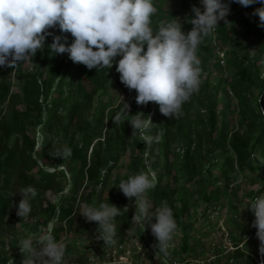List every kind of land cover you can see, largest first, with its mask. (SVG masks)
<instances>
[{
  "label": "trees",
  "instance_id": "1",
  "mask_svg": "<svg viewBox=\"0 0 264 264\" xmlns=\"http://www.w3.org/2000/svg\"><path fill=\"white\" fill-rule=\"evenodd\" d=\"M179 2L180 10L174 18H179L182 30L188 32L192 25L186 22L183 14L191 16L193 5L201 7L202 11L203 7L200 0ZM235 4V7L239 6ZM153 5L157 12L151 17L150 26L173 19L166 16L162 0H153ZM259 6L262 5L256 3L246 8L253 13ZM254 18L259 24V18ZM249 19L244 11L238 13L240 29L234 23L221 20L213 34L198 46L197 56L202 61L199 91L182 105V113L171 119L160 113L159 105L155 102H149L147 106L137 105L136 91L130 92L121 83L115 64L111 69L89 70L82 64L73 63L67 53L50 54L47 46L52 43V36L46 38L43 51H38L15 69L0 67V229L14 217L20 220L13 204H18L21 199L20 189L29 185L37 191L31 204L38 211H43V226L54 220L55 228L51 232L56 241L63 234L62 223L71 226L74 221L75 202L113 204L121 208V214L114 223H134L132 215H128L133 201L122 192L117 194L115 188L109 186L117 170V161L125 153L129 142L133 143L132 157L142 165L141 155L136 150H145V144L138 135L131 136L132 128L127 121L124 122L128 117H124L119 124L112 122L115 110L109 102L112 98L111 88L116 86L127 93L130 115L137 112L148 115L154 110L153 126L160 128L162 137L159 136L151 145L150 151L158 148L167 155L162 169L157 171L155 187L149 190L152 200L147 203L154 208L158 203L167 201L177 227L183 226V218L190 210L189 200L181 195L186 191L187 184H199V179H202L199 199L206 205L221 208L223 201H230L233 196L239 198L240 192L244 198L251 199L264 194V63H261L264 60V28H256ZM56 30V34L53 29L50 31L66 36L67 43H72L70 33H61L58 27ZM240 35L245 41L239 39ZM247 42L254 44L255 48H246ZM219 51L227 57L224 64L217 56ZM212 71L221 74L215 82L211 79ZM224 83L229 90L225 95L228 96L230 92L236 100L237 124H232L234 115L228 118L225 108L218 113V90ZM62 88L64 94L59 93ZM38 127L44 139L35 151L34 136ZM71 130L73 135L67 138ZM63 145L72 149L70 158L56 157L57 150ZM170 151L175 153L172 162L168 158ZM259 151L262 153L260 158L257 155ZM219 160L229 164L230 174L226 170H221L219 176L212 174V167ZM173 171L179 184L167 187L163 183V175L172 174ZM239 172H258V187L241 191L234 184ZM68 182L72 184L69 189L71 200L60 206L38 201L42 188L63 190ZM252 183H255L254 180ZM230 207L237 209L231 203ZM246 234H241L238 240L233 237L232 249L220 246L208 264H260L250 250L253 244L259 247L260 241L255 232L248 237ZM140 238L147 252L152 244L157 243L155 237H151L149 242L142 230ZM188 238L189 235H185L179 244L172 248L167 246V255L156 254L154 248L158 255L157 262L152 258L155 254L149 255L150 260H154L155 264H171L168 258L179 264H200L184 257L192 248ZM245 238L246 246H240ZM2 247L0 239V264H9L8 253ZM102 250L106 252L107 249ZM22 260L18 258L13 261L14 264H22ZM133 264L138 262L135 260Z\"/></svg>",
  "mask_w": 264,
  "mask_h": 264
},
{
  "label": "clouds",
  "instance_id": "2",
  "mask_svg": "<svg viewBox=\"0 0 264 264\" xmlns=\"http://www.w3.org/2000/svg\"><path fill=\"white\" fill-rule=\"evenodd\" d=\"M231 2L243 7L261 4L252 15L259 17L258 26L264 28V0ZM200 3L203 11L201 7L192 6V15L186 18L192 27L184 32L179 18L150 26L151 17L157 12L153 0H0V67L15 69L43 51L46 38L52 36V43L47 46L50 54L67 53L73 63L89 70L111 69L115 64L121 83L130 92L136 91L137 105L155 102L165 117H178L182 105L199 91L202 61L197 56L198 46L213 34L221 20L227 23L230 13V3L224 0H200ZM56 27L61 33L71 34V44L67 43L66 36L50 31ZM120 97L123 107L112 122L119 124L128 117L124 122L130 124L131 136L139 135L145 151H149L159 139L148 134L155 125L151 115L144 112L130 115V105ZM55 155L70 158L72 149L63 145ZM155 178L154 172L150 178L141 171L121 180L118 188L134 201L133 222H140L144 230V221L150 223L151 233L157 240L156 254L167 255V244L177 224L167 201H162L149 214L146 196L155 187ZM19 194L21 199L13 206L16 215L23 219L30 214L31 199L37 191L29 185L21 188ZM245 209L255 216L251 226L256 229L259 253L264 257V194L257 195ZM120 214L121 208L99 202L98 205L85 203L79 215L87 222H96L97 239L108 244L115 235L114 220ZM153 218L155 223H151ZM50 229L51 225L38 236L19 240L18 247L24 257L22 264H63L65 246L56 241ZM260 264H264V259Z\"/></svg>",
  "mask_w": 264,
  "mask_h": 264
},
{
  "label": "rangeland",
  "instance_id": "3",
  "mask_svg": "<svg viewBox=\"0 0 264 264\" xmlns=\"http://www.w3.org/2000/svg\"><path fill=\"white\" fill-rule=\"evenodd\" d=\"M162 1V8L167 11L166 16L171 18L176 17L177 11L180 10L179 0ZM224 2L230 3V13L226 17V21L228 24L234 23L235 27L240 29L241 23L240 20H238V13L244 11L247 15H249L250 22L256 28L258 27V22L252 15L250 8H246L241 5L235 7L236 4L234 2H231V0H224ZM183 16L186 19L188 14L184 13ZM53 31L56 34V28H53ZM239 39L241 41H245L242 35H240ZM245 47L251 50L255 48L254 44L250 42H247L245 44ZM217 56L220 58V60L221 57L223 58V60H226L227 58L223 56L221 52H218ZM112 75L113 78H115V74L112 73ZM220 75L221 74L218 71H212L211 79L213 80V82L217 81ZM226 90L229 91L226 83H224L218 90V113H220L225 108L228 112V118H230L231 115H234L232 124H237L239 122V115L238 108L236 107V100L234 95L230 92H228L229 94L228 96H226ZM64 91V88H62L61 90H59V93L64 94ZM111 95L112 98L109 103L110 106L115 110L116 115V113L119 112L123 107V101L120 96H122L124 102L127 103V93L122 90L120 86H116L114 88H111ZM149 114L151 115L152 119L155 114L154 110L152 109ZM148 134L152 135L153 137H162L160 128H155V126L151 127ZM72 135L73 130L67 133V138H70ZM138 137L140 136L138 135ZM43 139L44 137L42 135L41 129L40 127H38L34 136L35 151L39 149ZM132 145L133 143L132 141H130L125 153L122 154L118 159L117 170L111 177V185L109 186V188L114 187L117 194L121 192L118 188L120 181L127 180L129 176L141 172V169L143 172L148 174L150 178L151 173L154 172L156 183L158 181L157 171L160 168L162 169V165L166 160L165 155H167V153H162L158 148L154 149L153 152H151L150 150L146 152L144 149L142 151L141 149H137L136 151L138 155H141V161L143 163L142 165L140 161H136L132 157ZM196 152L199 151L197 150ZM257 155H259L258 157L260 158L262 153L259 151L257 152ZM174 156L175 153L173 151H170L168 153L170 162L174 160ZM48 168L49 170H53L52 167ZM228 169L229 164H224L223 160H219L218 163L212 167V174L214 176H219L221 170H226L228 172ZM228 174H230V172H228ZM175 175V171H173L172 174H164L163 183L167 187L177 186L179 184V180H177ZM259 176L260 174L258 172H239L237 181L234 182V184L241 191H251V189H256V187H258L260 183L258 179ZM252 180H254V184L252 183ZM201 182L202 179H199V184ZM199 184L197 182L187 184L186 191L181 195V197L189 200L190 210L186 212L185 217L183 218V226L177 227L174 230L172 239L167 244L168 247L172 248L175 244H179L185 235H189L188 239L192 248L184 257L193 259L192 261L194 263H196V261L198 260L209 262V260L214 258V254L220 248V246L232 249L234 241L233 237L238 240L239 236L243 233H247V237L254 232L256 235V229L251 226L253 220L255 219V216L248 209H245L248 203L252 200L251 198H244L241 195L242 192H240L239 198L233 196L232 198L230 197L231 202L228 200L223 201L221 208L216 207L213 204L206 205L204 203H201V200L199 199L200 195L202 194V186H200ZM71 186L72 184L68 182L63 190H59L56 187H53L52 189L42 188L39 191L40 196L38 198V201H43L46 204L52 203L58 206L63 205L67 200H71V195H69V189L71 188ZM146 199L147 201L152 200L149 191L147 192ZM230 203L232 205H235L237 209L231 208ZM84 204L85 203H74L75 215L74 221L71 226H69L68 223H62V227L64 229L63 234L60 240L57 242L62 243L65 246L63 264H133L135 260L138 262V264H155V261L157 262L158 255H156L153 250L154 244L151 243L152 248H149L150 250L147 252L146 250H144L147 248L143 246L142 240L140 238L141 230L143 231L146 239L149 242V239H151V237H154L153 235L150 236V223L144 221L145 230L144 227L141 226L140 222L132 223V226L130 225V222L114 223L115 235L111 238L108 244H105L102 239H97V223L87 222L84 217L79 215L80 210ZM160 205L161 204L158 203L155 207H159ZM154 208H151L150 206L149 214H151V210ZM134 211L135 207L133 201L132 210L128 212V215L133 216ZM204 211L205 214L203 215L202 213ZM31 213V216L29 214L23 219L20 217L19 221L16 220V217H14L13 220H9L8 223L6 222V224L3 225V228L0 229V239H2L3 243L2 250L8 253L7 255L10 261L18 258H24L18 247V243L21 238H26L27 236H38L42 231L49 230V225H51L50 231L54 230L55 228L54 220H50L46 227L43 226V211H38L32 206V204ZM151 223H155V218L152 219ZM245 241L246 238L241 241L240 246L245 247ZM103 248L107 249L106 252L102 250ZM250 250L256 255L259 263L262 259H264V257H261L259 253L258 245H251ZM101 251H103V254H101L102 256L99 259L98 257ZM150 254H155V256L152 257L153 259H155V261L150 260ZM167 260L169 261V263L174 262V260H171L170 258H168Z\"/></svg>",
  "mask_w": 264,
  "mask_h": 264
},
{
  "label": "built area",
  "instance_id": "4",
  "mask_svg": "<svg viewBox=\"0 0 264 264\" xmlns=\"http://www.w3.org/2000/svg\"><path fill=\"white\" fill-rule=\"evenodd\" d=\"M222 53V55L224 56V53L222 51H219ZM221 56V55H220ZM225 60H223V58L221 57V63L224 64ZM196 263H200V264H208L207 261H204V260H198L196 261ZM171 264H179L178 262L174 261L173 263Z\"/></svg>",
  "mask_w": 264,
  "mask_h": 264
}]
</instances>
